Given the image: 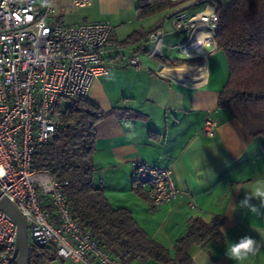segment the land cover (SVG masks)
Here are the masks:
<instances>
[{
  "label": "crops",
  "instance_id": "0c3cea01",
  "mask_svg": "<svg viewBox=\"0 0 264 264\" xmlns=\"http://www.w3.org/2000/svg\"><path fill=\"white\" fill-rule=\"evenodd\" d=\"M47 1L39 3L44 7ZM61 1H52L51 22L108 20L112 25L110 45L101 61L109 72L95 78L87 94L106 112L96 125L92 153L95 184L111 207L127 209L171 258L194 217L217 224L220 237L194 242L189 264H200L205 252L210 264H238L228 259L225 250L245 236L256 239L260 249L241 264H264V206L255 197L241 206L247 190L264 181L262 138L251 136L241 121L219 106L229 76L224 51L215 48L200 57L178 58L181 37L172 31L174 19H188L231 0L198 4L183 0L142 18L135 12L137 0H92L90 6L78 8L81 12L70 22L63 20L66 5ZM154 29H162L164 35L161 53L150 55ZM134 52L140 58L136 66L127 63ZM170 60H182L175 65L189 67L183 73L164 72V67L173 66L166 64ZM207 116L216 124L211 136L201 131ZM137 163L169 167L178 196L152 207L149 189L135 182ZM250 207L259 212L252 213ZM118 259L126 264H165L151 258Z\"/></svg>",
  "mask_w": 264,
  "mask_h": 264
},
{
  "label": "built area",
  "instance_id": "2783aa9c",
  "mask_svg": "<svg viewBox=\"0 0 264 264\" xmlns=\"http://www.w3.org/2000/svg\"><path fill=\"white\" fill-rule=\"evenodd\" d=\"M52 1L42 7L39 0H0V191L25 221L33 224L32 234L45 246L54 247L61 259L82 264H126L79 226L61 182L50 169H37L32 164L38 146L51 141L59 127L54 117L59 100L87 97L92 81L109 72L101 61L110 45L111 23L51 22L49 18L55 13ZM91 4L92 0H70L75 8ZM213 11L218 17L215 21L206 20L205 10L188 19H174L172 31L181 37L180 52L186 58L200 57L217 47L219 15ZM201 34H206L210 49L196 43ZM162 35V29L152 33L150 55L161 53ZM139 60L134 52L127 63L136 66ZM215 126L207 116L201 131L211 136ZM134 179L149 189L152 207L178 196L169 167L137 163ZM15 242L16 224L0 210V264H17Z\"/></svg>",
  "mask_w": 264,
  "mask_h": 264
},
{
  "label": "trees",
  "instance_id": "16d2710c",
  "mask_svg": "<svg viewBox=\"0 0 264 264\" xmlns=\"http://www.w3.org/2000/svg\"><path fill=\"white\" fill-rule=\"evenodd\" d=\"M178 2L137 0L135 12L142 18L171 9ZM214 7L219 15L216 48L224 51L229 66L219 106L241 121L251 136H260L264 146V0H231ZM166 62L175 65L184 61ZM69 99L63 110L59 103L55 108L59 127L51 141L38 146L32 164L37 169H50L61 182L72 216L100 246L120 259L139 257L165 264H189V248L194 242L200 243L207 236L220 237L217 224L193 217L171 258L165 247L145 234L127 209L111 207L95 184L92 153L96 125L106 112L87 97ZM48 208L53 212L52 207ZM32 253L30 249L29 264H43L56 256L52 246L43 256Z\"/></svg>",
  "mask_w": 264,
  "mask_h": 264
},
{
  "label": "clouds",
  "instance_id": "9594fccd",
  "mask_svg": "<svg viewBox=\"0 0 264 264\" xmlns=\"http://www.w3.org/2000/svg\"><path fill=\"white\" fill-rule=\"evenodd\" d=\"M204 16L210 20H217L218 17L215 15L214 11L211 9H205ZM206 34H201V36L197 39L196 43L198 45H203L205 48L210 49L211 44L206 43L205 40ZM189 66L187 64L183 65H173L164 67V72H169L171 70H175L177 73H183L187 70ZM248 191V196H246L245 200L241 202V206H248L249 199L255 197L259 198L262 202V206H264V181L257 182L256 185ZM250 211L252 213H258V209L255 207H250ZM260 249V244L256 239L245 236L239 240L237 243L230 242L228 247L225 250V255L228 259L238 262H241L248 259L249 256L255 255ZM199 254V250L194 253V257ZM200 264H210V257L205 252L203 257L200 260Z\"/></svg>",
  "mask_w": 264,
  "mask_h": 264
},
{
  "label": "water",
  "instance_id": "95a60500",
  "mask_svg": "<svg viewBox=\"0 0 264 264\" xmlns=\"http://www.w3.org/2000/svg\"><path fill=\"white\" fill-rule=\"evenodd\" d=\"M0 210L9 215L16 224L15 256L17 264H29L31 246L42 248L45 243L32 234L34 226L27 223L20 210L0 191ZM29 231L31 243L29 242Z\"/></svg>",
  "mask_w": 264,
  "mask_h": 264
},
{
  "label": "rangeland",
  "instance_id": "374dc122",
  "mask_svg": "<svg viewBox=\"0 0 264 264\" xmlns=\"http://www.w3.org/2000/svg\"><path fill=\"white\" fill-rule=\"evenodd\" d=\"M62 1L65 3L64 5H66V12H65V15L63 17V20L65 22L74 21L77 18V14L79 12H81V10L78 9V8L72 7L70 5V0H62ZM41 2H44V0H41ZM176 54H177V57L178 58H181V59H184L185 58L184 54L181 53V52H179V51H176ZM69 101H70L69 98H62L60 100V102H59V109L60 110H63L67 106V104H68ZM58 114L59 113H56L54 115V117L56 118V120L59 121V115ZM28 235H29V242L31 243L30 231H29V234ZM47 246L51 247L50 244H48ZM43 264H82V263L75 262V261H72L70 259H61L58 256H54V257H52L50 259L44 260Z\"/></svg>",
  "mask_w": 264,
  "mask_h": 264
},
{
  "label": "flooded vegetation",
  "instance_id": "af4514ba",
  "mask_svg": "<svg viewBox=\"0 0 264 264\" xmlns=\"http://www.w3.org/2000/svg\"><path fill=\"white\" fill-rule=\"evenodd\" d=\"M50 248L51 247H49L47 245L44 247L42 246V248L31 246V251L33 252L32 254H34L35 256L37 255V257H38L40 255L43 256L44 254H46V252H49ZM36 252H37V254H36Z\"/></svg>",
  "mask_w": 264,
  "mask_h": 264
}]
</instances>
